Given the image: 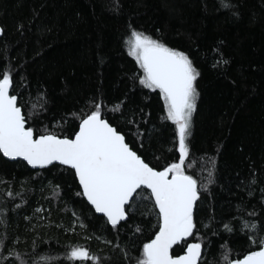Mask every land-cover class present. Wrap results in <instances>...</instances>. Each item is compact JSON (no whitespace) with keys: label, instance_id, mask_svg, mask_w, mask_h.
<instances>
[{"label":"trees","instance_id":"16d2710c","mask_svg":"<svg viewBox=\"0 0 264 264\" xmlns=\"http://www.w3.org/2000/svg\"><path fill=\"white\" fill-rule=\"evenodd\" d=\"M226 2L228 9L220 0H0V78L10 73L35 136L73 137L99 103L148 165L179 162L164 96L140 83L127 41L135 30L191 59L200 75L185 173L198 199L193 234L171 253L199 242L198 264H228L264 238V0ZM125 211L113 227L86 201L72 168L32 169L0 153V264H81L68 259L77 246L98 264H137L159 210L141 188ZM245 222L257 225L254 233Z\"/></svg>","mask_w":264,"mask_h":264},{"label":"snow or ice","instance_id":"6c2138e0","mask_svg":"<svg viewBox=\"0 0 264 264\" xmlns=\"http://www.w3.org/2000/svg\"><path fill=\"white\" fill-rule=\"evenodd\" d=\"M221 7H231L220 0ZM2 32V29H0ZM129 55L143 68L140 83L159 89L165 99L167 119L175 126L179 162L157 171L145 163L125 142V137L101 118V105L80 120L79 131L73 139H61L54 134L33 138V129L25 127V117L17 106V97L9 95L11 75L3 72L0 78V153L5 157H23L29 164L44 166L58 161L75 170L80 186L97 212L105 213L113 227L126 219L125 206L138 189L146 187L159 209V231L155 239L143 246V258L137 264H197L202 245L190 243L183 255L173 256L170 250L181 239L193 234V205L198 198L197 181L185 173L190 154L188 139L191 135V117L196 107L198 92L195 81L199 72L189 57L171 49L152 37L132 30L127 41ZM118 110V109H117ZM171 173V178H169ZM211 176V173H209ZM9 195H12L9 193ZM231 231L229 225L224 226ZM255 232L257 225H243ZM252 243H257L255 238ZM259 249L249 252L240 260L228 264H264V238ZM69 260L95 261L87 249H71ZM17 260L21 258L17 254ZM50 257H40V261Z\"/></svg>","mask_w":264,"mask_h":264},{"label":"water","instance_id":"95a60500","mask_svg":"<svg viewBox=\"0 0 264 264\" xmlns=\"http://www.w3.org/2000/svg\"><path fill=\"white\" fill-rule=\"evenodd\" d=\"M0 29H1V27H0ZM1 34H2V32H0V36H1ZM9 95H14V94H12L11 93V91L9 90ZM14 96H16V95H14ZM17 97V96H16ZM16 103H17V101H16ZM17 106L18 107H20V109H21V113H22V115H23V112H22V108H21V106H19L18 105V103H17ZM24 116V115H23ZM86 118V117H85ZM102 118V117H101ZM102 119H104V120H106L105 118H102ZM107 121V120H106ZM108 122V121H107ZM109 123V122H108ZM110 124V123H109ZM111 125V124H110ZM112 126V125H111ZM25 127H27L26 126V124H25ZM114 127V126H113ZM115 128V127H114ZM77 131H79V127H78V129H77ZM76 131V132H77ZM75 132V133H76ZM34 133V132H33ZM41 135H45V134H41ZM41 135H36L35 136V134H34V137L33 138H38L39 136H41ZM74 136H75V134L73 135V137H71V138H69V139H73L74 138ZM57 137H59V136H57ZM59 138H61V139H63V138H65V137H59ZM130 147V146H129ZM2 155H3V153H2ZM138 155V154H137ZM4 156V155H3ZM139 156V155H138ZM5 157V156H4ZM6 159H9V160H22V161H24L30 168H32V169H41V168H45V167H48V166H50L51 164H54V163H56V164H60V165H63V164H61L60 162H58V161H54V162H52L51 164H46V165H44V166H40L39 164H37L36 166H33L32 164H29L28 163V161L26 160V159H24L23 157H16V158H9V157H5ZM142 159V158H141ZM143 160V159H142ZM144 161V160H143ZM145 162V161H144ZM146 163V162H145ZM63 166H67V167H70V166H68V165H63ZM150 166V165H149ZM151 167V166H150ZM71 168V167H70ZM151 168H153V167H151ZM155 169V168H154ZM74 170V169H73ZM155 170H157V171H162L163 169H161V170H158V169H155ZM74 173H75V170H74ZM75 176H76V174H75ZM169 178H171V173H169ZM76 179H77V181H78V183L80 184V182H79V178L76 176ZM142 188H145V189H147L146 187H142ZM81 189H82V187H81ZM138 190H140V189H138ZM137 190V191H138ZM149 192H150V195H151V190L150 189H147ZM82 193H83V189H82ZM135 195V194H134ZM84 196V198L86 199V201L90 204V206H92V208L95 210V212L97 213V214H99V215H103L107 220H108V218H107V216H106V214L105 213H101V212H97L96 211V209H95V207L90 203V201L88 200V198L85 196V195H83ZM151 198H152V200H153V202H154V204H155V200H154V198L151 196ZM198 199V198H197ZM197 201V200H196ZM196 201L194 202V205H193V211H194V208H195V204H196ZM130 202H131V200H130ZM129 202V203H130ZM128 203V204H129ZM127 204V205H128ZM126 205V206H127ZM156 205V204H155ZM126 206H125V208H126ZM158 209V208H157ZM159 210V209H158ZM125 214H126V218H127V213H126V211H125ZM125 219H123V220H121V221H124ZM121 221H119V222H121ZM111 224V223H110ZM159 231V228H158V230L156 231V233ZM156 233L153 235V237L148 241V242H146V243H150L153 239H155V236H156ZM180 242V241H179ZM178 242V243H179ZM190 243H199V242H196V241H190V242H188V244H190ZM174 246V245H173ZM187 246V245H186ZM186 246H185V248H184V251L181 253V254H178V255H173V256H179V255H183L184 253H185V251H186ZM259 249V248H258ZM258 249H255V250H252V251H257ZM252 251H250V252H252ZM170 252H171V250H170ZM249 252H247L245 255H247ZM171 255H172V253H171ZM244 255V256H245ZM244 256H242L240 259H243V257ZM201 257H202V249H201ZM201 259V258H200ZM240 259H237V260H240ZM234 261V260H233ZM199 263V260H198V262H197V264Z\"/></svg>","mask_w":264,"mask_h":264},{"label":"rangeland","instance_id":"374dc122","mask_svg":"<svg viewBox=\"0 0 264 264\" xmlns=\"http://www.w3.org/2000/svg\"><path fill=\"white\" fill-rule=\"evenodd\" d=\"M127 52H128V54H129V46H128V44H127ZM133 57V56H132ZM134 59H135V57H133ZM136 60V59H135ZM136 62H137V60H136ZM137 64L140 66V64L137 62ZM141 67V66H140ZM141 69H142V71H143V68L141 67ZM144 71H143V74H142V77H144ZM141 77V78H142ZM165 109H166V106H165ZM166 113H167V109H166Z\"/></svg>","mask_w":264,"mask_h":264}]
</instances>
